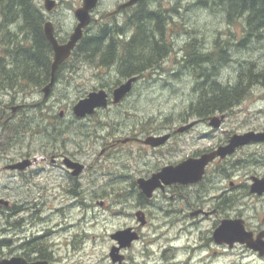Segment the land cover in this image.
I'll use <instances>...</instances> for the list:
<instances>
[{
  "label": "rangeland",
  "instance_id": "obj_1",
  "mask_svg": "<svg viewBox=\"0 0 264 264\" xmlns=\"http://www.w3.org/2000/svg\"><path fill=\"white\" fill-rule=\"evenodd\" d=\"M44 1L35 2L43 7ZM79 1L69 0L70 12H75ZM159 2L162 4L161 12L169 20L165 39L172 45V51L159 69L140 78L130 96L121 104L111 103L108 109L99 110L87 119L77 118L73 113L75 104L90 92L104 89L112 93L127 80L122 78L120 65L116 64L105 67H95V64L87 62H79L76 66L72 62L67 64L48 98L42 89L30 88L22 91L23 94H19L18 88L16 92L8 91L18 93L19 97L15 98L17 104L11 106L24 105L26 111L22 110L21 119L24 116L27 120H15L6 127L3 126L6 125L4 115L0 126V201L9 203V207L0 205V237L12 239L10 248L3 251V258L18 256L35 261L38 258L36 251L43 252L48 242L54 264H111L112 234L127 230L121 227L126 221L137 219L135 207L145 202L136 184L141 177L138 174L141 162L148 166L150 173L154 168L215 150L235 134L264 131V88L255 86L241 104L225 115L221 130H213L209 126L210 120L200 119L202 126L177 137L164 149L156 150L149 146L148 155L142 153V156L137 145L118 143L133 135H142L146 139L158 133L166 134L168 130H177L198 120L188 114L189 108L197 103L198 96L195 92L196 78L180 64L185 47L194 42L196 47L207 53L216 49L217 40L240 43L243 39V21L230 24L222 8L214 5L209 8L212 1L208 6L199 0ZM163 18L162 15V20H159L162 30L165 27ZM70 19L67 18V22L70 23ZM3 26L5 19L0 14V29ZM10 27L8 35L16 41L23 38L19 34L20 25ZM5 36L0 30L1 56L8 50ZM116 37L117 41H126L132 35ZM246 44L241 51L231 48L235 51L231 62L218 68L223 85L236 84L242 65L254 62L258 69L264 66V42L252 40ZM15 100L12 97L0 98V116L11 111L7 110L5 103ZM39 103L43 104L42 113L35 109ZM215 115L220 118L222 114ZM53 129L57 131L54 136ZM59 144L63 148L57 151L55 147ZM256 151V147L247 148L245 158L264 154V148ZM58 152L67 153L88 167L82 178L71 179L64 168L49 163L50 155ZM243 157L244 153H239L224 164L225 169L232 172L229 181H242L243 178L235 180L240 170L264 171L255 165L257 158H251L250 165L239 163V168L233 170L230 163L245 159ZM25 161H30L32 167L22 174L7 169L8 165ZM145 175L147 173L142 176ZM219 178L216 174V179ZM82 228L97 239L83 244L84 250L77 248L74 252L73 248L68 249L67 240ZM144 236L149 238V233ZM34 238L38 240L32 244L35 249L32 251L33 248L26 243ZM138 246L142 247V243L131 251L132 264H139L140 257H136ZM93 248L96 249L95 254H92ZM49 257L50 254L48 261Z\"/></svg>",
  "mask_w": 264,
  "mask_h": 264
},
{
  "label": "flooded vegetation",
  "instance_id": "obj_2",
  "mask_svg": "<svg viewBox=\"0 0 264 264\" xmlns=\"http://www.w3.org/2000/svg\"><path fill=\"white\" fill-rule=\"evenodd\" d=\"M53 1L54 4L50 10L45 8L46 4L42 7L41 4L36 3L41 12L43 31L45 34L46 25L51 23L59 44H66L70 39V34L79 24L75 14L83 6V0H80L76 4L75 12L69 11V0ZM131 1L96 0L95 8L90 11V23L84 30V35H115L119 38L129 34L133 36L145 25L143 20L154 17L158 19L163 15L160 9V5L162 4L159 0H138L130 6H126ZM69 17H71L70 23L69 21L67 22V18ZM12 25L19 24L8 21L7 27L11 28L10 26ZM157 29H160L159 23H157ZM0 30H3V28ZM52 54L53 61L54 53ZM11 63L19 71L20 61L11 59L10 61H6V64ZM142 76H138V81ZM136 83L133 85V88ZM1 93V99L12 97L15 100V98L19 97L18 93L12 94V92H8L6 89ZM16 101L5 103L6 107H8L7 110L9 111L11 109V111L6 112V114L4 112L0 116V126L3 124L4 115H6V125L3 126L6 127H9L15 120H27L24 116L21 119L22 110L26 111L24 105H17V107L11 106L12 104H17ZM199 126H202V124L198 123L194 128L185 132H179V129L182 127L174 131L168 130L167 133L172 134L170 142ZM163 133H158L157 135H162ZM229 138L224 143H221V141L220 146L227 145L230 140ZM143 140L142 135H133L128 141L124 142L122 140L118 141V143L137 145V149L141 153L140 156H142V153L148 155L149 146L144 144ZM167 146L168 144L153 149H164ZM249 147H256L257 151L255 153H257L260 149L263 150L264 142L241 147L235 155L244 153L243 158H245L247 156L245 151ZM56 148L59 151L58 149H62L63 145L59 144ZM55 149L52 150L54 151ZM135 154L138 153L135 152ZM201 155L197 154L193 157L196 158ZM232 157L224 159L216 158L207 166L205 175L200 182L191 185L173 184L172 186L158 190L152 199H148L137 189L142 195V200H145L144 203L137 204L135 207V212L141 211L142 220L130 219L121 228L126 227V229H131V232L138 236V240L127 248L120 250V254L124 257L122 262H113L111 264H132L133 257L131 251L139 243H142V247H137L138 255L136 257H140L138 260L139 264H264V193H252V186L255 182L254 178L264 179V171L249 172L250 170H240L244 173L241 174L239 171L235 180L243 178L242 181L237 183L229 181L232 177V172L229 169L227 171L224 164L229 163ZM251 158H257L258 161L255 165L262 167L264 170V154L261 153L248 155L245 159H239L238 164L245 163L246 165H250ZM67 159L81 163L77 158L67 153L63 154L58 152L51 154L50 158H48L50 164L64 168L69 178H82V174H84L88 167L86 166V169L81 175L75 176L73 169L69 168L66 164ZM182 161L175 162V164H179ZM13 165L17 164L10 166ZM215 165L216 167H214ZM10 166L8 165V168ZM30 167H32V164L23 171L18 169L11 170L18 171L22 174ZM161 168L157 167L150 170V174L148 166H143V162H141L138 174L141 177H149ZM212 168L213 170H211ZM226 172L227 176H224ZM143 173H147V175L142 176ZM216 174L220 176L219 180L216 179ZM228 181L229 184H226ZM154 201L158 202L154 203ZM15 209H18V207ZM134 215L137 218L136 214ZM225 223H236L243 228L242 234L237 237L243 238V234L248 235L251 240L249 242L250 244L242 240L230 242L229 238H232V235H229V230L220 239L216 238L215 233ZM78 232L71 235V239L67 240L68 249L73 248L74 252L77 248L84 250L83 244L97 239V237L89 235L91 234L90 231L83 228ZM145 233H149V238L144 236ZM112 244V248L118 246L114 240H112ZM28 247L33 248V245H28ZM95 250V248L92 249V254H95ZM32 251H35V249L33 248ZM51 252L48 249L47 242L45 243L43 252L41 251L38 254L34 253L36 256L43 255L49 264H54L51 260ZM48 254H50L49 261Z\"/></svg>",
  "mask_w": 264,
  "mask_h": 264
},
{
  "label": "trees",
  "instance_id": "obj_3",
  "mask_svg": "<svg viewBox=\"0 0 264 264\" xmlns=\"http://www.w3.org/2000/svg\"><path fill=\"white\" fill-rule=\"evenodd\" d=\"M209 8L219 7L226 13L227 22L243 21V39L239 43L232 41H216V49L204 53L194 42H190L184 49L180 64L189 69L195 80V92L198 101L189 108L199 120H209L212 115L227 114L242 103L249 91L255 86L264 88V66L261 69L256 63L250 62L248 66L242 65L235 85H223L220 82L221 74L218 68L231 62V48L241 51L246 48L247 42L257 40L264 42V0H210ZM209 0H199L208 6ZM0 14L5 19L3 34L6 36L7 53L5 58L20 61L19 71L11 64L4 63L0 57V91L18 92L35 88L42 89L51 81L52 49L46 40L43 31L41 12L34 0H0ZM164 29L157 23L162 20L146 18L139 32L126 41H117L115 35L86 36L75 50L71 62L74 66L79 62L95 64L96 67H105L112 64L120 65L122 78L142 76L147 72L160 68L172 51V45L165 39L168 24L167 15L163 14ZM8 21L16 22L20 27L22 39L8 35ZM152 23V24H151ZM31 32V33H30ZM19 36V35H17ZM251 43V42H249ZM92 44V45H91ZM62 70V67L60 68ZM56 73L55 85L59 82L60 72ZM41 71V72H40ZM196 76V77H195ZM18 88V89H16ZM36 104L39 113L43 112V104ZM216 116V115H215ZM53 136L57 131L53 129ZM233 169L239 168L238 161L230 163ZM37 238L27 241L26 244H35ZM12 239L0 237V260L4 257L5 248H10ZM40 252V251H36ZM44 259V256H39Z\"/></svg>",
  "mask_w": 264,
  "mask_h": 264
},
{
  "label": "water",
  "instance_id": "obj_4",
  "mask_svg": "<svg viewBox=\"0 0 264 264\" xmlns=\"http://www.w3.org/2000/svg\"><path fill=\"white\" fill-rule=\"evenodd\" d=\"M138 0H132L128 5L130 6L136 3ZM54 4L53 0H46V7L48 10L52 8ZM96 0H84L83 7L79 8L76 11V17L79 20V25L74 30L73 34L70 37V40L64 44L60 45L58 40L55 37L54 29L51 23H48L45 28V35L47 40L50 42L52 49L54 51V61L52 64V74L51 81L48 85L43 88V93L45 98H48L52 87L55 83V75L61 64H63L75 50L79 42L83 39L84 33L83 29L88 26L90 23V11L95 8ZM136 77L129 79L127 82L121 84L113 91V104H120L131 92L133 83L136 81ZM110 103V94L104 90H97L90 92L86 97L80 99L75 106L73 107V113L77 118L83 119L88 116L96 114L100 109H107ZM225 116L221 118L215 116L210 121V126L214 129H219L222 125ZM197 122H192L189 125L182 128L180 131H186L189 128H192ZM171 138V134H166L163 136H150L144 140V143L152 147H159L164 145ZM264 142V132H247L245 134H235L233 135L229 143L225 146H220L213 152L205 153L199 158H189L179 165H169L164 167L160 172L154 174L152 177L140 178L138 179L139 188L143 191L146 197L151 198L154 195V192L158 188L164 189L165 186H171L173 184H194L202 180L206 167L213 162L217 157L226 158L235 154L238 148L247 146L251 143H260ZM32 163L30 161H25L17 165L10 166L11 169L25 170ZM66 164L69 168L74 170L73 174L79 176L83 173L86 168L81 163L73 162L70 159L66 160ZM254 184L252 186V193L262 194L264 193V179L254 178ZM3 204V202H1ZM7 205V203H5ZM137 217L139 220H142L141 212H138ZM227 230L230 231L229 235H232V238H229L230 242L236 240H242L243 242L251 241L248 235L243 234V238L237 237L242 234L243 228L238 226L236 223H225L219 230L215 233L216 238H221L223 235H226ZM131 229L119 231L116 234L112 235V238L115 239L119 247H114L111 252V258L114 262H122L123 257L119 254L121 249L127 248L132 244L133 241L138 239V236L131 232ZM0 264H49L47 261H35L28 262L23 257H12L7 259L0 260Z\"/></svg>",
  "mask_w": 264,
  "mask_h": 264
},
{
  "label": "bare ground",
  "instance_id": "obj_5",
  "mask_svg": "<svg viewBox=\"0 0 264 264\" xmlns=\"http://www.w3.org/2000/svg\"><path fill=\"white\" fill-rule=\"evenodd\" d=\"M92 45V44H91ZM41 72V71H40Z\"/></svg>",
  "mask_w": 264,
  "mask_h": 264
}]
</instances>
